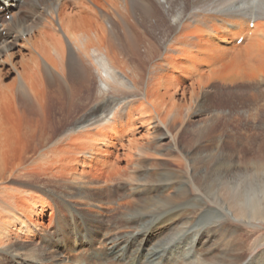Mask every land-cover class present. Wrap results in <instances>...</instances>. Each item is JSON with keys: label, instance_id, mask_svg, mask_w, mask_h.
Returning <instances> with one entry per match:
<instances>
[{"label": "bare ground", "instance_id": "bare-ground-1", "mask_svg": "<svg viewBox=\"0 0 264 264\" xmlns=\"http://www.w3.org/2000/svg\"><path fill=\"white\" fill-rule=\"evenodd\" d=\"M35 2L45 3L42 10L56 22L60 35H53L45 28L34 31L36 27L30 25L29 19L32 16L42 18V14L36 13L40 8ZM23 3L31 8L20 7L19 4ZM71 4L69 10L65 0H0V182L16 172L41 174L47 182L54 181L60 188L66 186L61 193L67 192V197L85 203L88 212L92 213L89 207L93 206L89 197L92 192L87 193L84 189V183L90 180L94 185L102 184L96 186L98 191L102 189L97 191V197L92 193L95 201H101V195L106 191L103 197H107L105 204H110L106 205L109 209L112 206L117 212L121 206L128 207H124L125 211L118 213L117 218L113 216L112 220L104 221V225L103 220L89 218L73 207L69 215L72 213L71 217L78 220L85 218L83 226H65L67 221L61 220L62 229L56 233L59 237L68 242L73 235L74 240L92 248L80 264H264V250L253 258H245L250 232L244 231L243 225L231 231L228 225L234 221L227 217L231 215L238 225L243 222L252 226L256 222L264 224L263 110L260 107L250 116L252 125L246 123L250 127L249 134L245 132L248 135L242 138L247 146L242 152L263 154L260 158H253L254 161L242 160L231 146L220 143L216 151L202 149L195 155L188 156L189 152L183 155L181 150L187 152L205 139L208 141V134L212 135L216 129L206 127L187 132L175 127L176 123L182 122L184 111H187L186 116L192 111L186 100H192L195 89L211 82L219 71L218 64L227 60L230 52L240 53L255 43L264 50V0H71ZM101 11L104 13L100 15L103 24L98 19ZM4 15H10L9 22L3 21ZM157 31L158 37L154 34ZM176 31L179 35L172 36ZM154 36L158 41L156 44L152 42ZM65 39L74 43L73 49L87 60L90 71L86 72L79 64L77 69L67 65L65 71ZM238 39L242 40L239 45L236 43ZM162 41L163 45L160 44ZM147 62L152 71L148 70L145 75L143 68ZM229 62L232 61H226ZM162 67L168 73L164 77H153L160 76L156 73ZM72 69L76 74L71 73ZM92 70L99 82L94 100L108 91L112 98H118L124 95L123 90L138 91L144 87V101L136 109L128 108L127 115L122 118L119 115L121 110L114 111L110 118L105 115L110 114L115 106H128V97L112 107L108 103L100 113L96 111L95 116L68 127L65 135L49 133L53 129L42 127L41 121L35 127H25L22 134L11 125L15 102L23 112L26 109L41 112L42 94L48 91L58 98L68 85L67 96L70 98L79 92L75 83L73 85V77L88 84ZM9 74L13 77L12 83L3 85L2 76ZM42 79H51L49 88L45 85L43 88ZM184 81L189 82L187 86H182ZM176 95H180V103L175 100ZM82 99L80 96L78 109L84 107L85 99ZM72 103L73 100L70 107ZM113 116L119 119L115 120ZM143 118L149 126L153 120L155 126L151 130L146 128L147 135L136 139ZM234 119L235 122L240 120ZM185 134L193 138L186 140ZM157 139H165L167 143L158 145L155 143ZM233 142L237 143V140ZM154 155L165 160L169 167L172 164L180 170L178 174L177 170L168 167L173 171L146 179L154 182L155 187H177L169 199L155 201L157 205L145 202L144 207H137L120 196L119 200L109 197L107 184L125 176L129 165H138L143 158ZM119 162L125 163V167H119ZM184 169L187 172L183 175L181 171ZM186 187L206 198L209 207L206 216L212 217L210 223L194 226L186 234L181 231L176 241L171 234L159 241L164 243L158 242L157 246L151 247L157 243L158 236L171 231L173 223L192 209L191 204H180L185 200ZM162 189L160 191L165 192ZM25 200L23 198L11 206L0 193L1 253L17 264H59L57 255L48 257L46 262L32 258L24 260L12 248L14 239L31 238L42 229L35 221L38 211ZM98 207L102 205L99 203ZM56 211L61 212L59 205ZM218 217L223 220L217 221ZM107 223H112L111 230L105 227ZM148 224L153 225L145 229ZM125 225H132L134 230L121 233ZM193 228L195 232H191ZM197 232L201 233L196 238ZM106 242L109 251H106ZM51 251L54 252L55 248Z\"/></svg>", "mask_w": 264, "mask_h": 264}, {"label": "rangeland", "instance_id": "rangeland-1", "mask_svg": "<svg viewBox=\"0 0 264 264\" xmlns=\"http://www.w3.org/2000/svg\"><path fill=\"white\" fill-rule=\"evenodd\" d=\"M35 5L36 6L38 5V9L40 8L36 13L42 14V18L39 19L36 16L34 17L32 16L29 19L28 22L30 23V25H32V27H36L34 31H37V29L39 30L45 28L49 30L53 35H57V36L60 35V31L58 30L56 22L53 19H51L49 16L45 15L42 10L45 7V3L41 2V3H36ZM65 5H67L69 7L68 9L70 10L71 9L70 7H72L71 0H65ZM155 5L156 4L154 3L153 6ZM19 6L22 8L23 7L26 8L27 6L28 9L26 8L25 10H29L31 8L30 5L28 6L25 5L24 3L19 4ZM191 9L192 7H190V11ZM99 13H100L98 16L99 22L100 24H103V20H102L103 18L100 15H103L104 13L102 11ZM10 19H11L10 15H4L3 17V21L5 22H9ZM107 19H111V18L108 17ZM184 21L187 22L188 20H184ZM51 23H53L54 25ZM249 27L252 28V24H249ZM98 30L99 29H97V31ZM99 32L100 30L98 31V33ZM1 33L2 36H4V31H2ZM157 33L158 31L154 33L156 37H158ZM133 34L134 36L137 35L136 33ZM177 34L179 35V31H176V33H172V36L176 35L177 37L178 36ZM152 42H154L155 44L158 42L155 36L152 37ZM241 42H242L241 39H238L236 41L237 45H239ZM160 44L163 45L164 42L162 41ZM63 48H65V52H64L65 54L63 55L64 57L63 67L65 71L67 69V65L68 66L73 65L72 67L74 69H77L76 67L78 66V64L80 65V67H83L82 69L85 70L86 72L90 71L89 65L87 64V60L85 61V59L80 56L77 49L76 50L73 49L75 48L74 43H69L65 39ZM261 48L263 47L255 43L252 44V46L250 45L249 47H247L246 50H241L240 53L233 51L230 52L228 59L231 60L232 62L226 63V61H229L227 59L224 62L218 64L219 71H217L216 74L213 76L214 78L210 80L211 82H209L204 87H200V89H195L196 92L192 100H186L188 104L191 106L192 111H190L187 116H186L187 111H184L182 122L176 123L175 127L184 129L187 132H191L193 130H198L206 127H213L216 129V131L212 135L211 133L208 134L209 137L208 141H206L205 139L203 143H199L198 145L196 144L195 146H193V148L189 149L187 152L181 150V153L183 155H188V152H189L188 156L195 155L196 153L200 152L202 149L205 151L209 149L216 151V147L218 143L225 144L229 147L231 146L235 151L236 156L245 161H254L255 158H260V156L263 155V154L260 155L255 151H250V154H247L248 152L247 153L242 152L243 149L247 147L243 142L242 138L244 135L249 134V130H250L249 124H251V122L249 121L250 116L254 114L256 110L260 107H261L260 110L262 109L264 113V50ZM14 61L17 62L18 59H14ZM146 64L147 65H145L143 68L145 75L146 73H148V70L152 71L151 70L152 68L151 69L148 68L150 67V64L148 62ZM224 66L226 70L224 69ZM164 68L165 67H162L159 70H157L156 74L159 73L160 76L155 75L153 77H164L166 73H168L166 71V68L165 69ZM74 69L71 70V73L73 75L76 74V71ZM220 71L221 73H223V75L220 73ZM93 72L94 71L92 70L90 76L88 77L89 78L88 84L85 83L84 80L79 81L78 78L76 79L75 77H73L75 79L73 80V85L75 83V86L77 90H79V92L76 95L73 94L72 97H70L72 98L71 100L67 96V91L69 89L68 85L63 89L62 96L58 98L56 94L53 95L48 94V91L45 92L46 94L45 93L42 94V98L44 100L42 103L43 104L42 109L39 108L41 112H38L37 110L30 111L27 109L26 111L23 112V110L18 106V103L15 102L16 103L15 108L11 112V116H12L10 119L11 125H13L16 128V130H18L22 134L25 127H27L28 125H32L31 127H35L37 126V122L41 121L40 125H42V127L45 128L50 127L51 130L53 129V132L49 131V133L51 134L56 133L58 135H61L63 133V135H65V131L67 130L68 127L72 128L73 125H75L81 119H85V118L88 119L91 116H95L96 111H98L97 114L100 113V109H106L108 103L112 107L114 104L120 103L122 100L128 97V100L130 101V104L128 106H126L125 108H121V106L120 107L115 106L114 107L115 109L112 108L114 110L110 114L105 115L107 118H110V116L114 111L121 110L119 115L122 118L125 117V115H127L128 108L136 109L138 108L140 102L144 101L143 98L144 87H141V90L138 91L123 90L124 95L118 98H112L110 92L108 91L104 95L100 94V99L97 98L96 99L97 101L94 100V98L96 97V91L99 87V82L96 75ZM70 74H68L69 77L71 76ZM226 75H228L227 78L225 77ZM71 78L72 76L70 77V79ZM184 79L185 78H183V80ZM50 80L51 79H48L49 82L46 80H43L41 82L43 88L44 85L45 87L49 88L48 83H50ZM12 81H13V77L10 74L6 76H2L1 82L3 85H10ZM181 83L183 82H180V84ZM188 83L189 82L184 81L183 83L184 85L182 86H187ZM80 96H82L83 99H85V101L82 99L84 102V107L78 109V100ZM174 98L175 100L179 101V103L181 102L180 95H176ZM72 100H73L72 107H70ZM112 100L114 102H112ZM113 118L115 120L117 119L116 116H113ZM234 118L240 119L239 122H235ZM145 120L146 118L145 119L143 118V121H141L140 128H138V132H137L138 134L135 136L136 139H139L142 136L147 135L146 128H150L151 130L152 126H155L153 120L149 122L151 126H149L148 122L147 123L144 122ZM260 121L261 118L257 119L258 123ZM169 122L170 121L166 123V126L169 125L168 124ZM136 126L139 125L137 124ZM158 128L162 129L161 126H158ZM150 132L151 131H148V133ZM245 132H248V134ZM185 135H186L185 136L186 140L193 138V136H189L187 134ZM151 136L150 138H152ZM235 140H237V143L233 142ZM262 142H264V140ZM155 143H157L158 145H162V144H166L167 140L157 139V142ZM256 143H260V142H256ZM23 144H24V140H23ZM204 146H207L208 148ZM244 154L249 156H246ZM143 159L144 160L138 163V165L137 163L136 165H129L130 169L128 170V173L125 176H123L121 179L115 181V183L107 184L109 197L112 196L119 200V196H120L125 201H132L133 204H135V206L137 207H144L142 206V204H145V202H147L148 205H157L155 204V201L163 202L165 199H169L174 194V192L177 190V187L174 186H171V188L170 187L160 188L159 186L155 187L156 184H154V182H147L146 179L154 178L159 173L165 174L173 170H177L178 174H180V170H178L172 164H170L171 166L169 167L164 163L165 160L162 161L158 159V157L156 158L155 155ZM125 165H126L125 163H121V162L118 163L119 167H125ZM168 167L173 170L170 171ZM183 171L181 172L184 175L187 171L186 169H184ZM130 178H132V180ZM46 182H47L46 177L41 174L24 175L22 174V172L13 173L12 175L8 176L7 179L0 182V193L2 194L3 197H5V200L9 201L10 203L9 202L8 203L11 206H15L14 205L15 202H20L21 200L23 201V198L24 200L26 198L27 204L31 205V207L35 208L38 211L36 216L37 218L35 217L36 218L35 221L41 224L42 226V229H40L39 233L32 236L31 238L25 237L22 239L19 238L14 239L12 248L16 250L17 253L21 255V258H24V260H29L32 258L34 260L41 259V261L46 262L48 260V257L52 256L53 258L57 255L56 258L57 261H59V264H80V262H83V260L87 256H89V254L92 252L91 251L92 248H89L83 242H77L76 239L74 240L73 235L71 236V238L68 239V242L67 240L62 239V237H59L57 234L59 233V231H61L63 226V222H61V220L67 221L65 226L75 227V225H77L81 228L83 226L82 223L85 222V218L84 220L82 219L78 220L77 218L71 217L73 216L72 213L71 215H69V212H72L73 209H76L77 211H79V213L88 215L87 217L89 218H98L100 220H103V225H104V221L112 220L113 216L116 217L118 216V213H122V211H125L124 207L126 206L124 205L123 207L122 206L119 207L118 209L120 211L118 210L117 212L111 208L112 206L109 209L106 205H110V204H105L107 202L106 200L107 197L106 198L103 197L106 196L105 195L106 191H104L103 195H101L102 200L101 201L96 200L97 201L96 202L95 198H92L93 197L92 193L96 194L98 191L96 186L98 185L101 186L102 184L94 185L93 181L88 180L84 183V189L87 190L86 191L87 193L88 192L90 193V191L92 192L89 197L92 199L91 203L93 204V206L92 205L90 206L89 204L88 205L89 207H91L90 210H92L93 212L89 213L85 203H82L81 201H79L78 199L72 196L67 197V194H65L67 192L65 193L63 192L66 196L63 193H61L62 191L60 190L61 189L65 190L66 186L60 188L56 184H54V181L47 182L48 184ZM60 182L63 183L64 181H60ZM157 188H159V190ZM161 189L165 190V192L160 191ZM101 190L102 189H100L99 191ZM139 190L142 191L141 194L137 193V191ZM72 192H75V190H73ZM91 199L88 200L91 201ZM88 200L87 203H90ZM93 200L97 205L96 204L94 205ZM99 203L100 205H102L101 208L98 207ZM182 203L188 205L191 204L192 209L187 210V213H183L178 220L179 222L177 221L173 223L172 226L173 229H171V231H166L162 235L158 236V239L156 241L157 243L153 244L151 247L157 246L159 243H162L163 241L161 242L159 241L163 238L170 236L171 234H174V236L172 237L174 238V241H176L180 238L179 236L181 235L180 234L181 231L182 232L185 231L184 234H186L187 230H189L190 228L194 226L196 227L197 225L203 222L207 223L212 218L210 215L206 216L209 207L206 198L202 195V193L193 191L190 188L187 189L186 187V197L185 200L180 204ZM57 205H59V207L61 208V212L56 211ZM127 208L128 207H126V209ZM67 210L68 212H66ZM75 215L78 214L75 213ZM227 217L230 219V221L232 222L234 221V223H229L228 225V229H230L231 231H236L239 227H242L243 225L244 231L248 230L250 232L249 233L250 240L247 245L248 252H245V258L247 259L253 258L257 256V252H259L260 250H264V243H263L264 224H262L261 222H256L254 223V226H252L250 224H246L243 222L238 225L235 224V222L237 221L233 220L231 215H228ZM218 218L217 221L223 220L221 219V217L219 219ZM153 224L151 225L148 224L144 228L146 229L152 226ZM105 227H107L108 230H111L113 226L112 223H107L105 224ZM133 230L134 228L132 225H125L122 226V230H120V232L128 233V231L132 232ZM191 232H195V229L193 228V231ZM253 232L255 234H253ZM200 233L201 232L199 233L197 232L195 237L197 236V234ZM188 234L191 233L189 232ZM202 240H204V238ZM108 244H109L108 242L105 243L106 251L110 250V246ZM202 245L206 246L204 243ZM54 248L55 251L52 252L51 250ZM48 250L51 251L50 254H46L48 253ZM0 264H17V263H14V261L10 257H8L7 255L6 256L3 255L0 251ZM45 264H49V263H45Z\"/></svg>", "mask_w": 264, "mask_h": 264}]
</instances>
